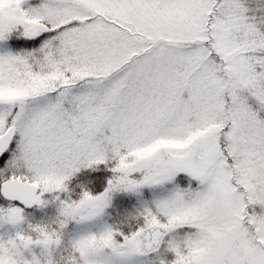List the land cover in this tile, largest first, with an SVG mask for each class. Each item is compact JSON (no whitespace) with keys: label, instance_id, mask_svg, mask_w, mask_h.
Returning <instances> with one entry per match:
<instances>
[{"label":"snow or ice","instance_id":"obj_1","mask_svg":"<svg viewBox=\"0 0 264 264\" xmlns=\"http://www.w3.org/2000/svg\"><path fill=\"white\" fill-rule=\"evenodd\" d=\"M0 264H264V0H0Z\"/></svg>","mask_w":264,"mask_h":264}]
</instances>
